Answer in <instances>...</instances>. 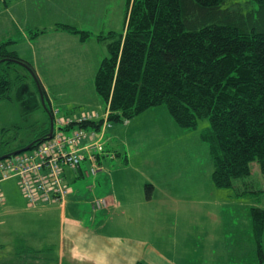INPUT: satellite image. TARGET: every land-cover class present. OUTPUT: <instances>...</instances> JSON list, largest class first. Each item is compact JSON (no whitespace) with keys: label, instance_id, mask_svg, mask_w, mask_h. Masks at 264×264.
Masks as SVG:
<instances>
[{"label":"rangeland","instance_id":"obj_1","mask_svg":"<svg viewBox=\"0 0 264 264\" xmlns=\"http://www.w3.org/2000/svg\"><path fill=\"white\" fill-rule=\"evenodd\" d=\"M17 1L8 0V7L0 3V44L8 39L7 20L10 12L15 14ZM230 1L242 5L247 2ZM120 2L122 0H113L110 20L106 21V26L110 25L113 31L120 30L122 24L120 16L124 6ZM93 3L91 1V11ZM96 5L97 8L100 5L98 0ZM89 18L92 19L90 14L82 19L85 20L82 23L89 24ZM84 50L89 53L84 58L88 64L79 69L81 73H44V64L41 63L42 72L37 77L46 94L44 107L28 71L20 65L9 68L11 79L20 78L22 82L14 85L9 101H0V156L21 148L36 133L49 128L50 112L57 111L58 117L96 114L97 122L104 119L106 109L95 93L94 76L107 55L106 48L92 39ZM24 88L36 95L37 103L27 115L22 113L21 99H18L19 90ZM23 98L26 100L25 96ZM109 124V129L97 131L93 139L99 140L104 152H108L101 162H97L96 174L86 175L89 164L85 161L80 164L81 172L77 179L73 177L77 176L78 170L65 168L66 183L73 194L81 192L82 204H86L88 211L91 199L104 197L109 178L117 187L119 196H129L132 200L137 194L145 197V184H152V178L161 177L164 171L172 168L177 176L174 186V178L170 179V186L161 185L158 196L163 199L154 204L159 213L153 211L151 205L145 208L143 218L137 219L135 224L120 220L119 233L146 240L145 256L140 264L252 263H247V255L255 245L248 210L252 206L264 209V176L260 174L256 162L251 165L250 177L243 182H247L249 190L260 193L237 197L232 189L216 188L211 181L212 162L208 147L200 138L201 131L209 125L207 119L198 120L194 129H183L173 121L166 106L159 105L128 121ZM116 149L119 156H111L109 151ZM124 155L127 163L122 159ZM4 183L0 185L4 196L0 207V264H73L65 258H58L56 239L44 245L37 241L31 249L29 238L44 235V228L47 227L39 214L41 208L27 206L15 181ZM90 186H94L95 193L88 189ZM240 189L245 188L241 186ZM85 198L88 200L85 201ZM56 212L59 211L55 208ZM263 236L261 242L264 241ZM223 242L224 245L245 246L242 260L230 259L231 254L221 245ZM43 248V253L38 251Z\"/></svg>","mask_w":264,"mask_h":264},{"label":"trees","instance_id":"obj_2","mask_svg":"<svg viewBox=\"0 0 264 264\" xmlns=\"http://www.w3.org/2000/svg\"><path fill=\"white\" fill-rule=\"evenodd\" d=\"M244 5L230 0H127L123 30L96 36L107 55L94 76L107 122L122 123L159 105L183 129L207 119L200 138L212 162L211 181L237 197L260 193L243 182L252 163L264 176V0ZM60 29L80 41L90 36L66 25ZM9 44H0V101H9L14 85L22 82L9 75L17 62L32 69L45 100L33 67L8 50ZM19 92L27 115L36 106L35 94L26 88ZM101 123L81 126L98 129ZM48 131L43 128L28 144L35 147ZM151 191L147 184V198ZM248 211L255 257L264 264V209Z\"/></svg>","mask_w":264,"mask_h":264},{"label":"crops","instance_id":"obj_3","mask_svg":"<svg viewBox=\"0 0 264 264\" xmlns=\"http://www.w3.org/2000/svg\"><path fill=\"white\" fill-rule=\"evenodd\" d=\"M91 1L94 2L93 11H91ZM1 2L8 7V0H0ZM17 2L15 14L10 12L9 20H7L8 36L6 37L8 39L3 43H10L7 49L16 52L19 58L28 62L36 75L42 72L41 63L44 64V73H81L79 69L88 64L84 58L89 53L84 50V46L92 42L93 39L96 44H102L105 47V44L99 42L96 36L121 32L127 11V0H122L120 4H123L124 8L120 16L122 19L120 21L121 28L113 31L110 25L106 26L107 19L110 20L113 0H98L100 4L98 8L97 0H18ZM13 4L11 2L12 9H14ZM88 14L92 17V19L89 18V24L82 23L85 21L82 19ZM61 25L88 32L90 36L85 41H80L77 35L60 29ZM57 67L60 69H55ZM68 68H73V70ZM34 102L37 105L36 99ZM24 103L27 108L30 107L29 101L26 100ZM65 117L76 118L74 116ZM94 121L97 122L96 118ZM123 150L124 147L121 151L124 152ZM109 152L111 156L120 154L118 149ZM107 153L104 152L100 162L108 155ZM122 159L124 163H127L125 155ZM80 172L81 169L76 171L77 176L73 179L79 178ZM174 173L175 170L171 168L170 171H164L161 177L152 178V184H145V186L147 184L152 186L150 198L137 194L132 200L129 196H119L115 189L117 187L109 178L104 197L95 196L90 200V211L86 209V204H82L81 192L73 194L65 180L69 194L62 203L38 206L41 208L39 214L47 227L44 228V235L42 234L38 238H29L28 245L33 249L37 241L41 242L38 244L44 245L53 243L56 239L58 258L60 260L65 258L73 264H140L145 256L146 240L138 236L129 237L119 233L120 220L124 219L125 222L129 221L134 224L141 220L147 206L153 205L154 208L155 202L163 199L158 196L162 188L161 185L170 186L168 183H170V179L174 178L172 185L174 186L177 179ZM5 182L7 183V181ZM88 189L95 193L94 186H90ZM97 198H103L106 201L100 209L92 208L93 200ZM86 200L88 199L85 198ZM55 208L59 211L56 214L54 213ZM153 211L159 213L155 208ZM224 244L223 242L221 245L228 254H231L230 259L242 260V251L245 246ZM262 250L264 255V241ZM38 251L43 253L44 248ZM29 253L32 258V253ZM255 255L256 246L254 245L250 255H247V263L256 262L259 264Z\"/></svg>","mask_w":264,"mask_h":264},{"label":"built area","instance_id":"obj_4","mask_svg":"<svg viewBox=\"0 0 264 264\" xmlns=\"http://www.w3.org/2000/svg\"><path fill=\"white\" fill-rule=\"evenodd\" d=\"M95 118L96 114L76 118L58 117L57 111H53L52 137L28 151L0 160V183L15 180L30 208L62 203L69 194L65 183L66 167L79 170L81 162L85 161L89 164L86 175L94 176L97 172V162L104 152V147L99 140L93 139L97 131H105L111 125L107 122L105 114L98 129L81 126L95 122ZM3 202L4 196L0 188V207ZM104 205L103 198L92 203L96 209Z\"/></svg>","mask_w":264,"mask_h":264},{"label":"water","instance_id":"obj_5","mask_svg":"<svg viewBox=\"0 0 264 264\" xmlns=\"http://www.w3.org/2000/svg\"><path fill=\"white\" fill-rule=\"evenodd\" d=\"M17 63H18V65L24 67L28 71V73L32 76V78L34 79V83L36 84L37 89H38L39 97L41 98V104L44 107L43 93H42L40 85L38 84L36 76L34 75L32 69L28 65L24 64L23 62H17ZM52 134H53V121H52V117H50L49 131H48L45 139H42V141L50 139L52 137ZM42 141H40V142H42ZM32 146H33V143H30V144L26 145L23 148L17 149L15 151L10 152V153H6V154L0 156V160L6 159L8 157H11L13 155L19 154L21 152L28 151V150H30L32 148Z\"/></svg>","mask_w":264,"mask_h":264},{"label":"flooded vegetation","instance_id":"obj_6","mask_svg":"<svg viewBox=\"0 0 264 264\" xmlns=\"http://www.w3.org/2000/svg\"><path fill=\"white\" fill-rule=\"evenodd\" d=\"M37 93H38V91H37ZM38 97H39V93H38ZM40 98V97H39ZM27 145V144H26ZM26 145H23L22 147H24V146H26Z\"/></svg>","mask_w":264,"mask_h":264},{"label":"bare ground","instance_id":"obj_7","mask_svg":"<svg viewBox=\"0 0 264 264\" xmlns=\"http://www.w3.org/2000/svg\"><path fill=\"white\" fill-rule=\"evenodd\" d=\"M33 110V109H32ZM32 112V111H31ZM92 208H93V206H92Z\"/></svg>","mask_w":264,"mask_h":264}]
</instances>
